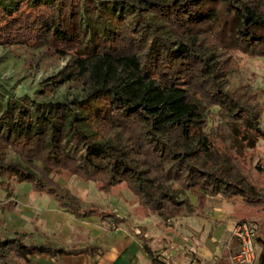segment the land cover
Returning <instances> with one entry per match:
<instances>
[{
	"label": "trees",
	"instance_id": "16d2710c",
	"mask_svg": "<svg viewBox=\"0 0 264 264\" xmlns=\"http://www.w3.org/2000/svg\"><path fill=\"white\" fill-rule=\"evenodd\" d=\"M22 43L68 55V66L44 80L51 91L65 81L81 91L24 101L0 89V189L29 182L107 229L122 217L79 205L54 171L100 188L125 181L164 219L187 203L186 191L208 206L237 199L264 211V158L246 165L240 140L252 146L254 137L233 136L247 130L264 139L263 90L226 86L228 52L264 56V0H0V44ZM24 236L0 234V264L93 248ZM151 264L162 263L152 256ZM253 264H264V233L254 237Z\"/></svg>",
	"mask_w": 264,
	"mask_h": 264
},
{
	"label": "rangeland",
	"instance_id": "374dc122",
	"mask_svg": "<svg viewBox=\"0 0 264 264\" xmlns=\"http://www.w3.org/2000/svg\"><path fill=\"white\" fill-rule=\"evenodd\" d=\"M229 56L227 88L235 94L240 90L246 91L249 87L263 90L258 93L259 111L257 121L264 130V56H246L237 50L228 52ZM69 62L68 55L57 53L44 44H0V89L3 90L5 95L24 101L43 100L47 97L72 98L81 91L80 83L65 81L51 91L49 89L50 83H48L51 81L44 80L45 76H56L61 69L68 66ZM206 129H209V126ZM243 134L247 137H254L252 146L247 145L245 139L240 140ZM233 136L242 143L246 165L252 164L258 158H264V139L262 137H257L253 132L247 130H239ZM261 175L263 177L264 172ZM53 176L58 186L67 189L70 194L77 197V203L81 206L114 211L122 217V221L127 219L131 223L137 224L139 221L143 223L150 221V223H146V226L149 227L147 231L151 234L152 239H157L158 231L160 229L164 230L168 225L174 223V221L176 222L178 217H183L182 224L186 223L187 226L197 228L200 225V218L205 217V214L207 215L211 209L206 201L202 202L199 194L194 191H186L180 196L186 197L187 203L182 206L176 216L164 219L162 215L143 208L139 204L137 196L125 181H120L110 188H100L97 181L78 178L66 169L54 171ZM10 183V188L0 189V234L3 232L25 233L26 214L33 205L37 207L47 204L58 205L51 195L33 189L29 182H16L11 179ZM188 195L195 197L194 204H190ZM222 200L224 202L223 207L226 210L223 219L230 221V238L233 237L230 233L232 223L240 218L253 223L256 234L258 232L264 233V211L261 204L244 203L237 199L223 198ZM219 221V219L212 220L213 223H219ZM8 223L13 224L12 228L7 227ZM20 224L23 228L19 229ZM181 228L178 229L179 233L176 231L173 234L175 237H179V235L190 236L187 231L189 227L187 229ZM236 247L237 245L229 255L235 252ZM231 263L239 264L233 260H231Z\"/></svg>",
	"mask_w": 264,
	"mask_h": 264
},
{
	"label": "crops",
	"instance_id": "0c3cea01",
	"mask_svg": "<svg viewBox=\"0 0 264 264\" xmlns=\"http://www.w3.org/2000/svg\"><path fill=\"white\" fill-rule=\"evenodd\" d=\"M188 198L194 204L195 197L188 195ZM223 206L222 199L210 206V212L200 218L197 228L182 224L183 217H178L176 222L158 231L157 239H152L146 226L150 221L136 224L125 219L107 229L96 215L75 216L57 204L33 205L26 214V238L45 239L67 249L89 245L93 248L66 250L56 256L45 251L30 253L27 264H151L152 256L162 264H232L228 255L236 242L229 237L230 221L223 219L226 215ZM213 219L220 221L213 223ZM12 226L7 224L8 228ZM181 227H189L190 236L175 237L173 234ZM18 228L23 226L20 224Z\"/></svg>",
	"mask_w": 264,
	"mask_h": 264
},
{
	"label": "built area",
	"instance_id": "2783aa9c",
	"mask_svg": "<svg viewBox=\"0 0 264 264\" xmlns=\"http://www.w3.org/2000/svg\"><path fill=\"white\" fill-rule=\"evenodd\" d=\"M231 236L236 240V250L229 255L239 264H253L255 225L247 220L239 219L232 223Z\"/></svg>",
	"mask_w": 264,
	"mask_h": 264
}]
</instances>
